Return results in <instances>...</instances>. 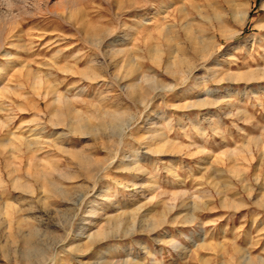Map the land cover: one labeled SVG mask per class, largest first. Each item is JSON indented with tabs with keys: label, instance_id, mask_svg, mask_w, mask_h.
<instances>
[{
	"label": "rangeland",
	"instance_id": "obj_1",
	"mask_svg": "<svg viewBox=\"0 0 264 264\" xmlns=\"http://www.w3.org/2000/svg\"><path fill=\"white\" fill-rule=\"evenodd\" d=\"M0 264H264V0H0Z\"/></svg>",
	"mask_w": 264,
	"mask_h": 264
},
{
	"label": "bare ground",
	"instance_id": "obj_2",
	"mask_svg": "<svg viewBox=\"0 0 264 264\" xmlns=\"http://www.w3.org/2000/svg\"><path fill=\"white\" fill-rule=\"evenodd\" d=\"M83 128H84V127H83ZM83 128H82V129H83Z\"/></svg>",
	"mask_w": 264,
	"mask_h": 264
}]
</instances>
